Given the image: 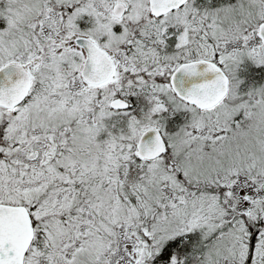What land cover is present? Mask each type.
Instances as JSON below:
<instances>
[{
    "label": "snow or ice",
    "instance_id": "obj_1",
    "mask_svg": "<svg viewBox=\"0 0 264 264\" xmlns=\"http://www.w3.org/2000/svg\"><path fill=\"white\" fill-rule=\"evenodd\" d=\"M0 264H264V0H0Z\"/></svg>",
    "mask_w": 264,
    "mask_h": 264
}]
</instances>
